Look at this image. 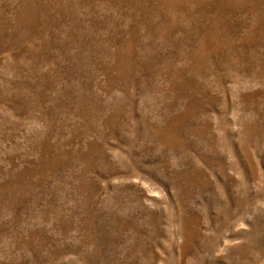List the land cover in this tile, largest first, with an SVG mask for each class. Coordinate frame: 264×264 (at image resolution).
Instances as JSON below:
<instances>
[{"label":"rangeland","instance_id":"rangeland-1","mask_svg":"<svg viewBox=\"0 0 264 264\" xmlns=\"http://www.w3.org/2000/svg\"><path fill=\"white\" fill-rule=\"evenodd\" d=\"M0 264H264V0H0Z\"/></svg>","mask_w":264,"mask_h":264}]
</instances>
